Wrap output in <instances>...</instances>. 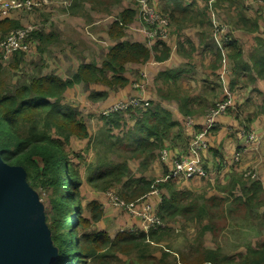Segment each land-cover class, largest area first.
Segmentation results:
<instances>
[{
  "label": "crops",
  "instance_id": "obj_1",
  "mask_svg": "<svg viewBox=\"0 0 264 264\" xmlns=\"http://www.w3.org/2000/svg\"><path fill=\"white\" fill-rule=\"evenodd\" d=\"M234 1L232 3L231 0H182L185 5H192L196 13H200L197 25L184 26L179 31L171 27L166 41L171 48V54L166 61L157 62L153 54L147 63L127 64L126 77L130 79V83L124 88L77 82L73 78L82 64L96 63L101 66L109 49L122 42H140L149 48L157 46L160 39L150 37L146 32L148 22L140 12L137 0H101L102 3L106 2L108 12L100 10L103 6L99 0L95 2L48 0L40 9H17L0 13V22L8 19L23 28L24 22L26 24L29 20L26 15H30L31 21L40 18L44 20L42 24L44 28L36 29L40 31L41 39L30 41L29 38L26 47L11 56L10 69L15 70L19 67L17 65L19 59L32 57V49L37 50L38 54L43 55L37 66L46 69V73L35 66L40 73L34 69L33 76H29L25 84L43 77L71 81L72 86L67 83L65 87L61 104L69 90L74 89V92H78L80 90L77 87L95 85L100 89L94 91H105L107 96L95 102L91 99L94 91L90 92L87 97L93 108L102 107L103 111L109 110L135 97L143 98L148 103V107L151 104L161 105L172 113L176 125L172 128L165 147L160 150L159 157L152 161L154 162L152 170L158 174L161 172V175L155 179L156 184L169 182L167 189L170 190V194L172 191L192 193L194 189L202 191L207 199L218 196L225 198L226 194L229 195V190L224 188L229 187L233 189L235 195L237 193L241 196L239 182L251 178L252 181L262 182L264 199V79L259 78L253 68V58L262 47L258 39L264 41V0ZM149 4L158 13L171 6L170 0H149ZM94 7L97 10L92 11ZM59 9L62 14L60 16L54 14ZM126 9L136 11V15L126 29L125 36L119 39L112 36L110 30L120 13ZM239 14H241L240 18ZM244 19L249 20L252 25L259 24V29L244 30ZM81 25L86 34L108 45L103 47L104 50L100 48L98 56L91 57V61H87L86 57L90 56L84 54V58L78 60V69L67 75V72H70L69 64L55 57L51 58L50 55H44L47 52L45 48L54 46L51 52L58 58L62 57L57 45L60 42L68 44L67 34H70L74 28L80 30ZM222 27L224 29L221 32L219 28ZM88 29L90 31H87ZM7 31L9 29L6 31L0 29V39H4L8 34ZM228 39L237 41L241 56L230 57L232 50L227 46ZM102 56L104 57L101 61ZM74 62L77 63V60L74 59ZM53 65L64 67L62 73L67 77L62 78L54 73L56 68L53 69ZM3 69L5 76L4 65ZM110 76L108 77L111 78ZM51 101L53 102L54 99ZM112 101L116 102L111 103ZM224 101L230 102L228 110L217 118L216 125L203 136L207 147H198L196 136L207 130L206 115L210 109ZM73 110L77 115L80 114L76 109ZM164 150L168 153L166 161L161 157ZM185 157L200 159L206 175L167 178L175 168V161ZM252 174L255 177H252ZM97 178V176L90 177L88 182L87 177L83 181L91 198L86 204L88 213L85 216L94 221L91 234L104 233L105 238H114L124 230H145L142 219L139 218V221L131 213L113 206L107 200V192L104 195L92 188L89 183L96 181ZM164 189L165 187L155 190L143 199V202L154 206L151 209L157 215L162 197L170 196L169 191L166 194ZM84 192L81 182L80 198ZM194 193L199 194V192ZM81 206L86 213L85 207ZM89 212L90 216L87 217Z\"/></svg>",
  "mask_w": 264,
  "mask_h": 264
},
{
  "label": "trees",
  "instance_id": "obj_2",
  "mask_svg": "<svg viewBox=\"0 0 264 264\" xmlns=\"http://www.w3.org/2000/svg\"><path fill=\"white\" fill-rule=\"evenodd\" d=\"M170 2L171 6L161 11L162 17L170 22V30L171 27L179 31L184 26L197 25L200 13H196L192 5H185L182 0H170ZM104 12H108V7ZM134 15H136V11L132 9L121 12L112 26L110 34L122 39L126 29L133 21ZM238 17L240 18L241 14ZM243 21L244 30L259 29V24L252 25L246 19ZM18 27L20 28L18 23L8 19L0 22V29L2 31L9 29L8 33ZM39 32L33 31L29 37L30 41L41 39ZM166 41L167 39H160L154 48H149L140 42L117 44L109 49L101 66L96 63L82 64L73 79L88 84L124 88L130 83V79L126 77V65L147 63L153 54L157 62L166 61L171 54V48ZM258 41L262 47L253 58V68L257 76L264 79V41H260V39ZM227 46L232 50L230 57L241 56L237 41L228 39ZM3 75L4 69L0 61V147L2 157L9 165L23 167L27 172V179L33 187L40 185L38 183L40 182L51 191V211L46 216L53 245L57 249L55 262L51 264H88L90 260L106 258L110 252L126 257L129 264H179L168 261V253H164L158 261L154 260L151 263L146 261V258L151 256L147 253L146 242L158 243L163 240L170 231L171 222L175 221L178 216L208 229L212 228L209 222H206L211 215V202L219 200L225 204L230 201L229 198H233L236 207H244L248 213L252 214L255 208L259 210L264 205L262 182L260 180H250L249 182L241 180L239 182L241 196H236L232 192L233 189L229 187L224 188V190H229V195L225 198L211 197L207 200L200 195L190 196L191 192L177 193L176 191H172L169 197L164 195L158 209V216L164 223L166 222L167 226L159 227L156 230L154 228L148 232L124 230L114 238H105L104 233L81 234L80 228L90 227V218L83 217V208L80 204L79 170L72 164L64 144L72 136L87 139L89 132L87 125L77 118V114L72 108L62 107L61 99L66 91L65 87L67 83L72 86V83L68 80L59 81L43 77L34 79L11 92L4 88ZM106 96L105 91H94L91 99L97 102ZM51 99L54 101L52 102ZM128 109L134 123L127 132L126 149H130L129 152L132 153V159L127 160L144 158L143 164L156 160L160 150L165 147L172 128L176 125L172 113L161 105L152 104L149 107L143 105ZM121 113L122 111L118 110L104 115L105 124L113 128L120 127L123 120ZM55 135L59 136L56 138ZM106 174L104 180L109 178V183L117 182L125 185L118 196L126 203L137 204L151 192L169 187V182L156 184L155 179L145 176L129 177L128 161L115 167L110 166ZM125 176L129 177L127 181H123ZM111 185L109 184L107 187ZM233 186L234 184L231 188ZM76 196L78 204L74 202ZM260 218L264 223V216H260ZM106 250L108 253L100 255ZM182 260L184 264H264V242L259 243L257 247L249 245L245 254L237 256L226 255L220 249H209L193 256L192 260H186L184 256H182Z\"/></svg>",
  "mask_w": 264,
  "mask_h": 264
},
{
  "label": "rangeland",
  "instance_id": "obj_3",
  "mask_svg": "<svg viewBox=\"0 0 264 264\" xmlns=\"http://www.w3.org/2000/svg\"><path fill=\"white\" fill-rule=\"evenodd\" d=\"M91 1L95 2V0ZM99 2H101V0H99ZM106 5V2L102 3L104 8L102 7L100 10H106ZM95 10H97L96 7H94L92 11ZM60 11L61 9H59L54 14H58L60 16L62 15ZM90 13L94 14V12ZM26 16L29 19L28 22H30H27V25L24 22L23 28H35V30L44 28L42 25L44 24V20L40 18L37 21H31L30 15ZM61 19H64V17H61ZM87 31L90 30L88 29ZM67 36L69 37L66 39L68 44L65 42H60L59 45H57V47H59L57 48L59 50V54L62 57L58 58L53 52H51V49L54 46L45 48V50L47 49V52L44 54L50 55L51 58L55 57V59H59L63 61V63L67 62L70 69V72H67V75L72 74L78 69V60L81 61L85 56L84 54L90 56L89 58L86 57V59L87 61H91V57L98 56L100 48L107 47L108 45L104 41L92 38L89 34H86L83 25H81L80 30L74 28L70 34H67ZM4 39H0V42H2ZM15 56L16 55H14V57ZM31 56L32 57L26 59H19L17 64L19 67L12 71V69H10L11 59L8 61L3 60L0 53V61L6 68V75L3 76L5 83L4 88L6 90L13 92L20 86L27 83L29 76H33L34 69L38 68L41 69L44 74L46 73V69L37 66L40 64V57H43V55L38 54L37 50L33 51L32 49ZM103 57L104 56L101 57V61ZM74 59L77 60V63L74 62ZM35 66H37V68H35ZM47 67L49 66L47 65ZM55 68L56 70L54 73L60 75L62 78L67 77L62 73L64 67L59 68L53 65V69ZM38 69L37 72L40 73ZM94 86L95 85H85L77 87V89L80 90L78 92H74V89L69 90V92H67L65 95L66 99L62 104V107L65 109H71L72 107L73 109H76L78 113H80L77 115V118L87 125L89 132V137L87 139L72 136L70 137L69 141L65 142L64 144L72 164L80 171L81 182L84 186L85 192L80 198L81 205H83L86 209V213L83 209V217H85L88 213L86 204L91 199L85 188L86 185L83 182L87 179V177L89 182L90 177L97 176V180L89 184L92 185V188L97 189V192H102L105 195L106 192L109 191L120 194L123 187H125L123 183H109V178L104 180L106 177L104 175H107L106 173L110 166L115 167L121 163H124L125 161H128V175L131 178L147 176L148 178L157 179L158 176L161 175V172L158 174L152 170V165L154 164L152 161H148L143 164L144 158H134L133 160H127L131 158L132 155V153L129 152L130 149H126V143L128 142L127 132L132 128L134 119H132L128 113V108L122 109L119 110L122 111L121 115L123 117L121 126L113 128L106 125L105 120L103 119L104 115L102 114L104 109L102 107L93 108V105L89 102L90 100L87 97L90 92L100 89L99 87ZM115 102L112 101L111 103ZM55 136L57 138L59 135ZM129 177L125 176L123 181H127ZM250 179L251 178L245 182H249ZM25 180L36 192L40 204L39 206L44 213L45 222L47 224L46 215H48L51 211V191L40 182H38L40 185L33 187L27 179V172L25 174ZM109 184L112 185L107 187ZM66 191H68V189H66ZM164 191L166 194L169 191L170 195L169 189L165 188ZM192 191L193 192L190 196L200 194V196L205 197L202 191H195L194 189H192ZM194 192H199V194ZM106 197L109 202L108 196ZM224 197H228V194H226ZM232 199L233 198H229V204H227V202L224 204L219 200L211 202V215L208 217L206 222H209V225L212 228L204 229L199 224H196L192 221H186L178 216L175 221L171 222L172 225L171 228H169L170 231H168V234L163 238V240L158 243L151 241L146 242L147 253L151 255L150 257L146 258V261L148 263H151L154 260L158 261V259L162 257L164 253H168V261L184 264L182 256H184L186 260H192L193 256H196L200 252H206L209 249H220L226 255L237 256L245 254L249 245L257 247L259 243L264 242V223L260 218V216H264V205L259 210L258 208H255V211L252 214L248 213L244 207H236ZM143 201L139 202L137 205H140ZM74 202H76V204L79 203L77 196ZM150 206L152 209L154 208V206ZM89 216L90 212L87 217ZM134 217L139 220V217ZM89 221L90 227H86L84 229L80 228L81 234L91 233L90 230L92 227V222L94 221L91 219H89ZM165 226H167L166 222ZM68 231H70L69 228ZM106 253H108L107 250L101 252L100 255ZM126 259L127 258L121 254H113L110 252L106 258L93 261L90 260L88 264H129ZM54 260L51 263L55 262Z\"/></svg>",
  "mask_w": 264,
  "mask_h": 264
},
{
  "label": "water",
  "instance_id": "obj_4",
  "mask_svg": "<svg viewBox=\"0 0 264 264\" xmlns=\"http://www.w3.org/2000/svg\"><path fill=\"white\" fill-rule=\"evenodd\" d=\"M25 170L9 165L0 147V264H50L57 257L38 196Z\"/></svg>",
  "mask_w": 264,
  "mask_h": 264
},
{
  "label": "built area",
  "instance_id": "obj_5",
  "mask_svg": "<svg viewBox=\"0 0 264 264\" xmlns=\"http://www.w3.org/2000/svg\"><path fill=\"white\" fill-rule=\"evenodd\" d=\"M47 2L48 0H0V13L17 9H40L43 8ZM137 2L139 4L140 12L146 17L148 22L146 28L148 35L150 37H158L159 39H167L170 32L169 20L163 18L161 13L156 12L155 9L150 7L149 0H137ZM223 29L224 27L219 28L221 32ZM33 31L37 30H35V28H18L9 32L6 38L1 42V58L7 61L15 52L25 48L26 42ZM143 105L148 106V103L145 102L143 98L133 97L126 103H120L109 110L103 111L102 114L109 115L116 110L127 109L129 107H142ZM229 105V101H224L209 110L206 115L207 130L196 136V143L198 147H207V142L204 141L203 136L206 135L210 128H213L216 125L217 118L227 111ZM161 157L165 161L168 159V153L166 150L163 151ZM174 164L175 168L167 178L181 175H206V171L200 159L185 157L176 160ZM252 177L255 176L252 174ZM107 196L109 198V202L113 206L124 209L132 215L142 219L145 225L144 231L148 232L152 228L156 230L159 227L165 226V223L160 219L157 213L151 209L148 203L142 202L140 205H137L139 202L137 204L126 203L118 196L117 193L112 191L107 192Z\"/></svg>",
  "mask_w": 264,
  "mask_h": 264
}]
</instances>
